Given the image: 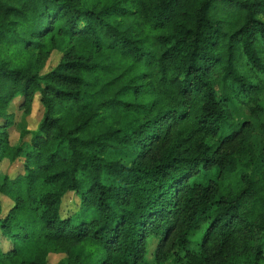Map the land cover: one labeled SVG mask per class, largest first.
I'll use <instances>...</instances> for the list:
<instances>
[{"label":"trees","instance_id":"16d2710c","mask_svg":"<svg viewBox=\"0 0 264 264\" xmlns=\"http://www.w3.org/2000/svg\"><path fill=\"white\" fill-rule=\"evenodd\" d=\"M5 161L0 264H264V0H0Z\"/></svg>","mask_w":264,"mask_h":264},{"label":"rangeland","instance_id":"374dc122","mask_svg":"<svg viewBox=\"0 0 264 264\" xmlns=\"http://www.w3.org/2000/svg\"><path fill=\"white\" fill-rule=\"evenodd\" d=\"M61 58V54L58 52H54L48 63L46 70H50L52 68H55L59 60ZM20 99H17L11 106V112L15 115V126L11 129V142L13 145H17L20 142V133L23 129L34 131L37 129L39 123L42 120L43 117V108L40 106L38 99L35 100V103L33 104L32 113L30 116H24L19 109V101ZM237 122H242V120L237 117ZM30 139V136H27L25 138V141H28ZM0 171L3 173L8 174L11 178H15L17 175L21 174L23 172L22 169V163L21 161H17L14 164L9 163L8 161H5L0 166ZM0 200L3 204V208L5 210V213L8 209H10L13 206V203L11 200L0 196ZM79 204L80 201L77 198V196L73 193H69L66 195V197L63 200L62 210L64 215L68 214H74L76 211L79 210ZM6 246V244L4 245ZM65 255H50L49 257V263L48 264H58L63 258H65Z\"/></svg>","mask_w":264,"mask_h":264}]
</instances>
